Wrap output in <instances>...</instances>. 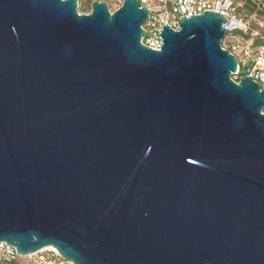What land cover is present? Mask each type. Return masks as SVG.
Segmentation results:
<instances>
[{
    "label": "water",
    "instance_id": "95a60500",
    "mask_svg": "<svg viewBox=\"0 0 264 264\" xmlns=\"http://www.w3.org/2000/svg\"><path fill=\"white\" fill-rule=\"evenodd\" d=\"M0 0V244L74 264H264V89L227 19L140 44L123 0Z\"/></svg>",
    "mask_w": 264,
    "mask_h": 264
},
{
    "label": "built area",
    "instance_id": "2783aa9c",
    "mask_svg": "<svg viewBox=\"0 0 264 264\" xmlns=\"http://www.w3.org/2000/svg\"><path fill=\"white\" fill-rule=\"evenodd\" d=\"M121 5L123 0H117ZM141 7L148 9V20L141 27L145 35L140 44L153 51H161L163 27L174 32L180 30V19L199 16L205 11L215 12L227 19L223 25L226 34L221 49L229 51L237 59L236 72L231 76L234 82L243 77H253L254 82L264 89V23L256 18L252 10L248 17L240 15L243 7L257 8L254 0H139ZM164 25V26H163ZM162 44V45H161ZM0 259L11 261L28 259L32 264H74L62 259L56 252L44 249L36 254L21 258L6 244H0Z\"/></svg>",
    "mask_w": 264,
    "mask_h": 264
},
{
    "label": "rangeland",
    "instance_id": "374dc122",
    "mask_svg": "<svg viewBox=\"0 0 264 264\" xmlns=\"http://www.w3.org/2000/svg\"><path fill=\"white\" fill-rule=\"evenodd\" d=\"M93 1L105 2L108 5V9L111 13L116 11L121 6V4L117 0H78L77 13L79 15L89 14L91 11V3ZM254 2L255 4H257V8H253V11L256 12V18L264 23V0H254ZM251 12V8L247 9L243 7L239 10L240 15H246V17H248ZM19 262L21 264H32L29 263L28 259H20Z\"/></svg>",
    "mask_w": 264,
    "mask_h": 264
},
{
    "label": "trees",
    "instance_id": "16d2710c",
    "mask_svg": "<svg viewBox=\"0 0 264 264\" xmlns=\"http://www.w3.org/2000/svg\"><path fill=\"white\" fill-rule=\"evenodd\" d=\"M246 8L247 9H250L248 6H246ZM253 8H254V6H253ZM253 9L251 8V11H252ZM19 260L20 259H15V260H11V261H6V260H2V259H0V264H21L20 262H19Z\"/></svg>",
    "mask_w": 264,
    "mask_h": 264
},
{
    "label": "bare ground",
    "instance_id": "6f19581e",
    "mask_svg": "<svg viewBox=\"0 0 264 264\" xmlns=\"http://www.w3.org/2000/svg\"><path fill=\"white\" fill-rule=\"evenodd\" d=\"M47 249H48V250H51V251H54V252L57 253V251H56L54 248H52V247H48ZM57 254H58V253H57Z\"/></svg>",
    "mask_w": 264,
    "mask_h": 264
}]
</instances>
